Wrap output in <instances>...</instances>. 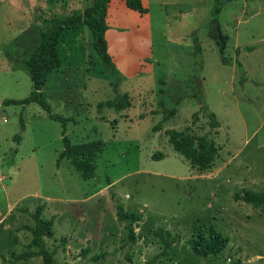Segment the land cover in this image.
<instances>
[{
	"label": "rangeland",
	"instance_id": "1",
	"mask_svg": "<svg viewBox=\"0 0 264 264\" xmlns=\"http://www.w3.org/2000/svg\"><path fill=\"white\" fill-rule=\"evenodd\" d=\"M93 1L0 0V264H43L39 256L17 259L39 250L25 229L38 209L53 221V237L43 238L53 264H264V206L234 199L243 190L264 193V0H141L143 15L110 0L105 41L117 75L85 27L84 62L48 74L42 89L50 113L67 119L72 144H104L95 178L84 180L69 160L58 162L60 122L36 102H4L30 97L24 58L40 33ZM217 29L227 38L226 65L212 38ZM125 94L130 107H109ZM169 130L194 141L212 136L217 158L206 170L192 168L168 142ZM119 206L142 216L133 227L138 245L117 218ZM209 227L229 243L203 259L187 242ZM157 229L175 239L167 255Z\"/></svg>",
	"mask_w": 264,
	"mask_h": 264
},
{
	"label": "trees",
	"instance_id": "2",
	"mask_svg": "<svg viewBox=\"0 0 264 264\" xmlns=\"http://www.w3.org/2000/svg\"><path fill=\"white\" fill-rule=\"evenodd\" d=\"M109 1L94 0L83 11L76 10L71 15L59 20L47 31L41 32L39 35V44L24 58V65L29 72L33 84V91L30 97L21 101L8 100L4 102L6 105L36 102L49 113V117L52 120L60 122L63 126L61 133L63 148L59 154L58 162L62 158L69 160L72 167L84 180L95 178L94 161L100 152H102L104 144L101 140L72 144L70 139L65 135L67 119L50 113L49 105L43 98L42 89L48 74L65 66H79V64L84 62V47L79 43L78 38L83 33L85 27L92 34V46L95 52L102 62L109 66L112 75H117V71L107 53L105 41V32L107 30L106 9ZM124 3L131 11L142 15L147 13V9L143 7L141 0H124ZM212 38L219 48L221 63L224 65L229 64L230 62L224 57L227 38L219 32V29H217V33H212ZM195 47L199 51L197 44H195ZM235 64L242 70L239 63L236 62ZM112 86L116 89L115 84H112ZM130 106V100L126 94L116 104L109 105L110 108L116 111L126 109ZM174 115V111L169 112V116ZM192 118L195 119L196 115L194 114ZM209 119L210 127L218 128L219 125L213 113H209ZM154 130H159L158 125L154 127ZM167 134L168 142L174 151L189 161L192 168L196 167L198 170H206L217 158L218 147L210 135H203L194 141L191 136L181 131L169 130ZM17 138L19 139V136ZM155 157L162 158V154L157 153ZM234 199L235 201L249 204L253 208L264 206V193L243 190L241 194L235 193ZM32 218L35 226L33 228L25 227V229L32 234L30 247H38L39 250L38 252H23L17 256V259L27 261L30 258L39 256L42 258L43 264H53L54 252H49L43 248V238L53 237V221L52 219H41L39 209L35 211ZM117 218L127 223L128 239L132 243L135 242V231L133 227L142 220V216L140 214L128 213L119 206ZM153 234L164 245L163 255H167L166 250L171 248L175 239L171 237L169 231L163 229H157ZM187 243L195 255L203 259H213L226 249L229 239L213 227H209L206 236L203 234L198 235L188 240Z\"/></svg>",
	"mask_w": 264,
	"mask_h": 264
},
{
	"label": "crops",
	"instance_id": "3",
	"mask_svg": "<svg viewBox=\"0 0 264 264\" xmlns=\"http://www.w3.org/2000/svg\"><path fill=\"white\" fill-rule=\"evenodd\" d=\"M215 119H216V118H215ZM216 121H217V120H216ZM217 122H218V121H217ZM218 125H219V126H218V128H216V129L219 131L220 126H221V123L218 122ZM218 131L216 132V135H219ZM215 142H216V141H215ZM227 142H228V140L226 141V144H227ZM215 144H216V143H215ZM216 146H217V145H216ZM224 148H225V147H224ZM224 148H223V149H224ZM218 150H219V149H218ZM226 154H227V155H230V152H227ZM232 158H233V156L230 157L231 161H233ZM128 240H129V239H128ZM135 241H136V242H133V243L131 242V243H132L133 245H135V244L138 245V244H139V241L136 239V237H135ZM129 242H130V241H129ZM174 243H175V242H174ZM174 243H173V244H174ZM173 244H172V245H173Z\"/></svg>",
	"mask_w": 264,
	"mask_h": 264
}]
</instances>
